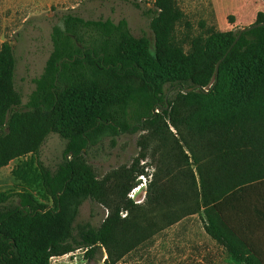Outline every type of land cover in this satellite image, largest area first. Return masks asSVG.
Returning <instances> with one entry per match:
<instances>
[{"label": "trees", "instance_id": "trees-1", "mask_svg": "<svg viewBox=\"0 0 264 264\" xmlns=\"http://www.w3.org/2000/svg\"><path fill=\"white\" fill-rule=\"evenodd\" d=\"M142 14L149 19L152 52L147 37L134 36L125 18L61 13L25 102L14 87L13 47L1 43L0 168L26 157L11 174L38 182L51 203L27 190L0 191V264H49L51 256L76 248L92 256L99 247L114 264L130 252L140 233L117 210L98 226L76 221L86 199L99 201L105 193L104 179L83 155L122 133L155 127L159 134L166 118L182 127L177 131L189 154L178 145L181 158L196 166L198 181L192 171L180 177L190 179L188 190L199 187L206 234L231 260L264 264V12L253 22L263 24L243 31L232 46L238 30L192 37L186 50L175 38L183 14L174 0H154ZM193 85L207 91L181 92ZM178 98L182 110L174 106ZM52 133L64 148L50 167L39 159V149ZM132 170L127 180L143 173ZM156 193L157 206L158 197L169 195L161 211L168 224L182 217L172 184L157 186Z\"/></svg>", "mask_w": 264, "mask_h": 264}, {"label": "rangeland", "instance_id": "rangeland-1", "mask_svg": "<svg viewBox=\"0 0 264 264\" xmlns=\"http://www.w3.org/2000/svg\"><path fill=\"white\" fill-rule=\"evenodd\" d=\"M153 1L0 0V45L8 42L13 47L16 58L14 87L21 94L22 101L25 102L34 87L33 78L42 71L51 47L50 28L58 22L61 13L73 11L86 19L101 17L117 21L125 18L134 36L147 37L152 52L153 35L149 19L142 14V9L153 7ZM174 1L183 14L176 24L175 38L185 50L192 37H205L211 31H236L253 23L258 11L264 12V0ZM133 2L142 9L135 7ZM168 94L177 97V91L170 90ZM174 106L183 109L180 98L174 101ZM155 111L160 113L157 109ZM165 123L160 122L157 126L159 134L155 132V127L122 133L113 140L105 138L84 153V160L99 178L104 179L105 193L99 201L86 199L79 207L76 221H89L98 226L102 219L116 210L122 222L134 221L142 240L122 258L116 259L114 264H243L231 260L222 246L204 231L205 216L200 207L199 187L197 185L196 189L188 190L190 179L180 177V173L187 176L192 171L198 181L196 166L190 159L186 163L181 158L180 148L189 154L177 131L182 132L183 129L173 127L167 118ZM63 148L62 139L57 134H49L39 149V159L53 167L61 160ZM23 159L26 157L11 160L0 168V191L27 190L39 201L50 204V198L38 182H26L11 174L12 168ZM135 168H143L142 175L128 181L126 173L132 177L131 170ZM174 173L176 177L172 178ZM169 184L177 192L179 201L174 207L182 215L170 224L161 213L169 195L158 197L161 201L159 206L154 201L156 187H167ZM128 200L134 206L128 205ZM195 236L203 250V259L198 262L190 257L193 254L191 249L195 248ZM162 249L168 252L161 253ZM107 252L106 248L99 247L92 256H87L84 248H76L69 256L55 257L49 263L112 264Z\"/></svg>", "mask_w": 264, "mask_h": 264}, {"label": "water", "instance_id": "water-1", "mask_svg": "<svg viewBox=\"0 0 264 264\" xmlns=\"http://www.w3.org/2000/svg\"><path fill=\"white\" fill-rule=\"evenodd\" d=\"M261 24H263V23H252V24L247 25L245 27L239 28L238 31H237V34L235 36V39L232 41L230 46H232L235 43V41L238 39V37L240 36V34L243 31L248 30V29H250L253 26H257V25H261ZM218 63H219V61H217L216 65H215V74H217V71H218ZM194 89H202L203 91H207L206 89L201 88L199 85H193V86H190V87H182V92H189V91H192ZM165 98H166V96H165Z\"/></svg>", "mask_w": 264, "mask_h": 264}, {"label": "crops", "instance_id": "crops-1", "mask_svg": "<svg viewBox=\"0 0 264 264\" xmlns=\"http://www.w3.org/2000/svg\"><path fill=\"white\" fill-rule=\"evenodd\" d=\"M203 230L201 231V236H202V234H203ZM170 234H172L171 232H170ZM193 240H194V242H195V248L194 249H191V251L193 252V254H191L190 255V257H191V259H195V261L196 262H198V260H201L202 261V259H203V250H202V247L200 246V245H198V237L197 236H195V237H193ZM158 250H160V249H158ZM162 252H165V253H167L168 252V250L166 249H162V251H161V253ZM185 257H186V254H185ZM215 262L217 263V260L215 259Z\"/></svg>", "mask_w": 264, "mask_h": 264}, {"label": "built area", "instance_id": "built-area-1", "mask_svg": "<svg viewBox=\"0 0 264 264\" xmlns=\"http://www.w3.org/2000/svg\"><path fill=\"white\" fill-rule=\"evenodd\" d=\"M85 249V248H84ZM86 250V249H85ZM71 253H73V250L72 251H70V252H67V253H64V254H61V255H58V256H51L50 257V259H49V262L51 261V260H53V259H55V257H62V256H69ZM50 264V263H49Z\"/></svg>", "mask_w": 264, "mask_h": 264}]
</instances>
